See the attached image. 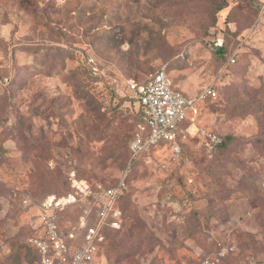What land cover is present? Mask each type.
<instances>
[{"label":"rangeland","instance_id":"obj_1","mask_svg":"<svg viewBox=\"0 0 264 264\" xmlns=\"http://www.w3.org/2000/svg\"><path fill=\"white\" fill-rule=\"evenodd\" d=\"M212 33L236 51L233 65ZM162 68L194 124L223 144L196 137L179 156L160 146L134 161L112 238L135 226L133 236L109 263L199 264L222 251L220 264H264V9L254 0H0V264H36L25 242L33 204L66 192L71 171L94 187L123 177L138 109L126 82ZM207 85L216 95L199 99ZM88 210L81 201L63 219Z\"/></svg>","mask_w":264,"mask_h":264},{"label":"built area","instance_id":"obj_2","mask_svg":"<svg viewBox=\"0 0 264 264\" xmlns=\"http://www.w3.org/2000/svg\"><path fill=\"white\" fill-rule=\"evenodd\" d=\"M264 6L261 9V13ZM222 37H217L216 45L222 44ZM236 62V52L227 59L226 65ZM127 87L131 97L141 107L142 118L148 126L145 139L141 132L134 134L130 141L132 158L142 150L163 143L174 156H179L183 145L194 138H201V143L208 150L215 149L221 137L194 124L190 114L193 109L191 101L178 89L173 87L170 77L164 70L157 71L148 81L140 82L128 79ZM216 95L212 85L205 86L198 94L199 99ZM142 130V126L138 125ZM70 185L74 191L65 196L54 194L47 196L37 207L39 219L33 226L37 233L27 241L39 253V264H106L98 261L97 244L104 239L102 228H120L123 217L117 206L122 189L125 187L123 177L113 187L101 188L99 202L94 210L95 223H90V211L81 215L76 223L60 226L58 210L67 208L69 204L93 194L92 185L85 179L76 176L75 171L69 173ZM80 195V197L78 196ZM25 204L29 203L24 199ZM224 253L205 255L199 264H220Z\"/></svg>","mask_w":264,"mask_h":264},{"label":"trees","instance_id":"obj_3","mask_svg":"<svg viewBox=\"0 0 264 264\" xmlns=\"http://www.w3.org/2000/svg\"><path fill=\"white\" fill-rule=\"evenodd\" d=\"M24 3H25L26 5L29 4V3H27L26 1H24ZM219 6H220V5H219ZM254 6H255V8L257 9V11H259V13H260L262 7L264 6V0H254ZM221 7H222V6H220L219 8H221ZM262 13H263V11H262ZM262 13H261V14H262ZM104 34H107V32L105 31ZM110 36H112V35H110ZM110 36H109L108 38H110ZM217 37H220V36H218L217 33H212V35H211V37H210V39H209V40H210V46H211L213 49H215L216 51H218V52H223V51H224L223 46H224V43H225V37H224V35H222V36H221L222 39H223L222 44H221V45H216V44H215V40H216ZM105 38H106V37H105ZM121 40H122V37H121ZM133 40H136V37H131V42H132ZM135 42H136V41H135ZM233 52H236V51H231V50H229V51H227V52H223V53H222V55H224V59H225V61H224L225 67H228V66H231V65L234 64V63H233V64L226 65V61H227L228 57H229ZM159 70H164V68L159 69ZM159 70H157V71H159ZM157 71H155L154 73L150 74L145 80H142V81H140V82H146V81H148V80H149V79H150V78H151V77H152ZM73 72H74V71H73ZM73 72H72V73H73ZM89 75H90V74H89ZM88 77H89V76H88ZM137 104H138V103H137ZM135 121H136V122H135V128H134V131H133V133H132V136H131V138H130V140H129V145H130V141L132 140V138H133V136H134V134H135L136 132L140 131V132H141V135H142V138L145 139V138L147 137V134H148V131H149L146 122H145V121L143 120V118H142L141 107L139 106V104H138V109H137L136 120H135ZM138 125H141V126H142V130H140V129L138 128ZM187 144H188V143H185V144L183 145V149H182L180 155L183 154V153L185 152V149H186ZM222 144H223V139H222V137H221V141H220V143H219L216 147L219 148ZM201 145H204L203 142L201 143ZM160 146H164V144H163V143H160L158 146H152V147H149V148H147V149H145V150H142L138 155H136V156L133 157V158H132L131 150H130V147H129V161H128L127 168L125 169L126 171H124V175H123V180H124V183H125V187L122 189V192H121L120 198H119L118 203H117V206H118V207L121 209V211H122V217H123V220L125 219V212H124V210H123V208H122V205H121V199L123 198V194H124V191H125V189H126L127 178H128V175H129V173H128V172H129V169L131 168V165L134 163V161H135V160H136L141 154H143L144 152H148V151H150L151 149H153V148H155V147H160ZM165 148H167V147L165 146ZM121 178H122V177H121ZM121 178H120V179H121ZM120 179H118V180H117L114 184H112V185H107V186L97 185L96 187L92 186V188H93V194L87 196V197L85 198V200H84V201H87L88 204H89V210H90V223L94 224L95 221H96V219H95L93 216H94V210H95V208L97 207L98 202L100 201V200H99V197H98V195H99V193H100V189H101V188H107V187H113V186H115V185L118 183V181H119ZM68 181H69V189H68L66 192H64L63 194H61V195H56V194H54V195H56V196H65L67 193L74 191V189H73V188L71 187V185H70L69 174H68ZM49 195H52V194H47V195H46V196H45V197H44L39 203H37V204H33V205H36L37 207H39V206L41 205V203L43 202V200H44L47 196H49ZM78 196L80 197V195H78ZM24 199H28V198H27V197H24L23 200H24ZM23 200H22V201H23ZM80 202H81V200H78V201L75 202V203L69 204V205L67 206V208H65V209H63V210H58V211H57V213H58V220H57V222H58V224H59L60 226H68V224L76 223V222L78 221V219L75 220V221H65V219H63V217H64V216H63V212H64L65 210H67V209H70V208H72V207L77 206L78 203H80ZM30 203H31V201H29V203L25 204V206H30V205H31ZM67 220H69V219H67ZM124 227H125V224H124V221H123L122 224H121V226H120V228H118V229L111 228V227H109V226H104V227L102 228V233H103V235H104V239H103L101 242H99V243L97 244V252H96V256H97V258L102 257L103 259H105V260L107 261L106 264H110V263H109V260H108L107 253L110 252V250H111V251H117L116 249H118V251H119V250L124 251L125 249L123 248V246H121L120 243H123V242H125V241L128 242L129 239L133 236V232H132V230H133V228H134L135 226H133L132 228H130V234H128V237H124L120 242H116V241H114L113 238H112V235H114V234L120 232L121 230L124 229ZM131 229H132V230H131ZM36 233H37V230L33 227L32 230H31V232H30V234L27 236L25 242H26V244L28 245V247H29V248L33 251V253H34L35 263H36V264H39V253H38L37 250H36V249H35V248H34V247H33V246L27 241V239H28L29 237L36 235ZM135 237H136V236H135ZM128 255H129V254L123 256V258L125 259V257H127Z\"/></svg>","mask_w":264,"mask_h":264}]
</instances>
